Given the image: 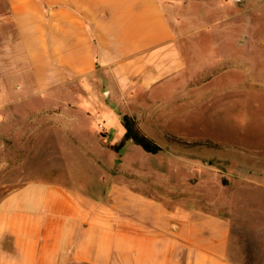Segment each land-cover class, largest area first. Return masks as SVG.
Here are the masks:
<instances>
[{"label": "rangeland", "instance_id": "obj_1", "mask_svg": "<svg viewBox=\"0 0 264 264\" xmlns=\"http://www.w3.org/2000/svg\"><path fill=\"white\" fill-rule=\"evenodd\" d=\"M176 1L186 69L143 104L83 86L34 91L17 32L2 24L0 200L33 182L96 198L116 184L230 217L236 260L264 264V0ZM124 115L161 151L127 141L117 152Z\"/></svg>", "mask_w": 264, "mask_h": 264}, {"label": "crops", "instance_id": "obj_2", "mask_svg": "<svg viewBox=\"0 0 264 264\" xmlns=\"http://www.w3.org/2000/svg\"><path fill=\"white\" fill-rule=\"evenodd\" d=\"M177 5L0 0V28H15L34 91L83 86L99 101L143 104L185 72ZM153 200L116 184L96 198L28 183L0 200V264H241L230 217Z\"/></svg>", "mask_w": 264, "mask_h": 264}, {"label": "trees", "instance_id": "obj_3", "mask_svg": "<svg viewBox=\"0 0 264 264\" xmlns=\"http://www.w3.org/2000/svg\"><path fill=\"white\" fill-rule=\"evenodd\" d=\"M123 125L126 129V134L124 138L119 142L114 149L118 152L119 149L124 147L127 141H133L137 145L141 146L146 152L156 154L161 151V148L157 146L155 143L143 137L136 129L135 122L133 119L128 116H123Z\"/></svg>", "mask_w": 264, "mask_h": 264}]
</instances>
